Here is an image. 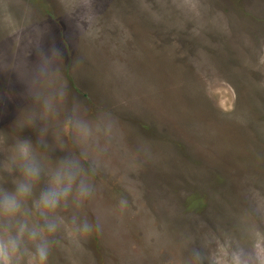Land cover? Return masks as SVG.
<instances>
[{"label":"rangeland","instance_id":"rangeland-1","mask_svg":"<svg viewBox=\"0 0 264 264\" xmlns=\"http://www.w3.org/2000/svg\"><path fill=\"white\" fill-rule=\"evenodd\" d=\"M0 134L90 177L49 264H259L264 0H0Z\"/></svg>","mask_w":264,"mask_h":264},{"label":"clouds","instance_id":"clouds-1","mask_svg":"<svg viewBox=\"0 0 264 264\" xmlns=\"http://www.w3.org/2000/svg\"><path fill=\"white\" fill-rule=\"evenodd\" d=\"M77 127L83 125L78 122ZM38 145H43L41 138L33 143L16 136L9 143L0 134V264H49L57 233L77 238L92 230L75 214L91 197L89 175L73 158L46 163ZM68 209L73 214L66 219L61 212ZM224 256L210 264H249L239 246L225 250ZM255 259L264 264V255ZM200 262V252L194 249L193 264Z\"/></svg>","mask_w":264,"mask_h":264}]
</instances>
